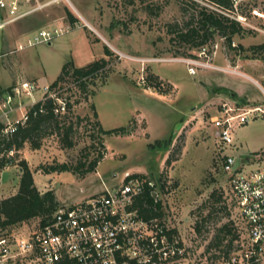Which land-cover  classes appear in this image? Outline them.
Returning a JSON list of instances; mask_svg holds the SVG:
<instances>
[{
	"label": "rangeland",
	"instance_id": "obj_1",
	"mask_svg": "<svg viewBox=\"0 0 264 264\" xmlns=\"http://www.w3.org/2000/svg\"><path fill=\"white\" fill-rule=\"evenodd\" d=\"M40 1L45 5L42 10L0 28V85L11 84L12 75L15 80L11 86L31 80L44 87L57 79L71 59L76 66H85L102 58L105 45L113 56L110 66L88 85L93 94L82 92L72 78L62 83V97L72 105L65 119L75 122V145L65 147L53 134L42 141V150L29 154L27 162L34 171L36 186L56 190L61 206L73 205L119 186L126 173L143 174L157 184L170 212L169 222L180 228L191 261L215 264L229 250V243L235 248L245 233L230 175L222 167L224 157L234 155L239 161L250 158L247 169L264 166V112L251 114L244 124L236 121L232 141L227 144L219 141L211 119L225 102L239 108V113L255 107L264 111V92L246 77H255L264 89V60L252 57L249 50H231L224 38L216 36L208 45L209 52H215L211 62L223 70L196 68L195 75L189 73V66L178 59L192 58L183 52L196 57L199 49L180 43L170 25L183 26L186 15L181 5L190 10L189 1L216 10L209 0ZM66 10L78 18L74 25L68 21ZM242 13L259 30L246 29L251 33L236 37L235 44L246 49L263 44L264 0L244 6ZM5 20L0 15V24ZM55 30L62 32L56 35ZM42 31L54 34L50 43L36 40ZM17 34L23 37L10 48L9 36ZM149 73L158 76L170 92L160 94L147 88ZM42 93L36 95L37 100ZM93 104L105 129L130 126V130L101 135L89 150L91 135L97 131L92 127L97 121L92 117ZM18 117L19 112L10 115V121ZM168 138L172 139L169 148L156 145ZM103 147L105 156L97 171L85 177L71 172L46 174L40 169L61 162L75 166L90 151V159L96 157ZM171 156V163H167ZM22 160L20 153L13 165L2 170L0 197L18 192ZM203 218L204 226L197 232L195 226ZM37 223L32 219L25 224L34 228ZM225 226L223 243L210 246ZM28 228H23L24 233Z\"/></svg>",
	"mask_w": 264,
	"mask_h": 264
},
{
	"label": "built area",
	"instance_id": "obj_2",
	"mask_svg": "<svg viewBox=\"0 0 264 264\" xmlns=\"http://www.w3.org/2000/svg\"><path fill=\"white\" fill-rule=\"evenodd\" d=\"M230 1L229 10H216L245 29L259 30L242 13L244 6L258 0ZM43 7L40 0H0V11L6 14L2 26ZM61 32L54 31L56 35ZM53 37L52 32L42 31L36 40L50 43ZM213 54L208 46H203L196 57L178 61L189 66L191 75L196 74V68L223 70L212 64ZM50 85L41 87L36 81L23 80L0 91V142L28 122L31 108L40 101L53 99L54 114H67L68 100L62 97L63 90ZM40 92L42 97L37 100ZM238 110L225 102L211 119L221 144L232 141L231 129L236 121L244 124L251 114L264 112L261 108L240 113ZM17 111L20 117L10 121V115ZM14 154V150L2 152L0 157ZM249 160L243 157L239 161L234 155L224 157L222 167L230 175L233 199L245 233L238 245L222 254L215 264H264V166L247 169ZM154 184L146 176L126 173L115 188L73 205H60L46 224L39 219L34 228H28L26 222L16 226L0 224V264H195L180 228L169 222L170 212L157 188L152 194L162 203L161 216L147 217L138 205L145 189ZM23 228L29 231L24 233Z\"/></svg>",
	"mask_w": 264,
	"mask_h": 264
},
{
	"label": "trees",
	"instance_id": "obj_3",
	"mask_svg": "<svg viewBox=\"0 0 264 264\" xmlns=\"http://www.w3.org/2000/svg\"><path fill=\"white\" fill-rule=\"evenodd\" d=\"M189 2L192 5L190 10L185 8L183 6L184 4L181 5V10L186 15L183 26L180 27L178 23L170 25L171 32L176 33L180 43L185 44L189 49L198 48L200 50L203 46H208L210 42L215 40L216 36H220L225 39L229 49L234 51H238L239 49L241 51L249 50L252 52V57L264 60V43L251 46L249 49H246L242 44L233 45L236 37L243 38L247 33H251L250 30H246L240 23L231 20L218 10L200 6L197 2ZM209 2L217 9L229 10L231 8L230 0H209ZM66 14L68 21L72 25L78 21V18H76L70 10H66ZM181 54L186 57H195V55L187 54L186 52ZM104 55V57L81 67L76 66L72 59L67 61L62 67L61 73L50 87L52 89L60 88L63 90L62 83L65 82L66 78H72L75 85H77L82 92L87 95L93 94L94 92L89 93L88 85L99 77L111 64L110 58L113 56V52L107 45L104 47ZM145 82L147 88H153L160 94H167L170 92L168 89L164 88L158 76H154L151 73L147 75ZM10 88H8V90ZM54 107L55 101L53 99H46L45 101L38 102L31 108L28 122L24 126H21L15 134L8 136L0 142V153H9L12 150L15 151V156L0 157V179L2 170L7 166L13 165L16 157L19 155V151L27 144L31 149H39L42 146V141L46 137L56 134L60 138L63 146L69 148L74 147L75 143L73 137L76 129L75 122L65 119L66 115L70 114L72 111V105L68 102L67 114L63 116L54 114ZM91 109L93 112L92 117L97 119V121L92 122V127L97 131L91 135L93 144L88 147L89 150L92 147L94 148V143L97 139L100 140V137H102L101 135H118L129 132L130 126H128L129 128L103 129L98 121V113L94 104L91 106ZM34 113H36V115H34ZM86 119L90 122V118ZM171 141V138L159 140L156 145L166 149L170 147ZM150 146L152 145L150 144ZM105 151L106 149L98 151L97 156L92 159H90V151L86 157L80 159L75 166L68 163H55L49 166H40V169L46 174L52 172H71L82 178L97 170L99 163L104 159ZM172 159V156L169 157L167 163H171ZM20 169L22 170V175L18 192L0 201V224L2 226H16L32 219H39L41 224H46L47 220L61 205L55 191L48 190L42 193L38 190L35 185L33 173L25 160L20 161ZM134 176L143 177L145 175L134 174ZM161 187L164 190V184H162ZM156 188V183L154 186H148L140 199L137 200L138 205L142 208L144 215L146 214L147 217L162 215V203L152 194ZM144 205L146 207H144ZM205 221L206 218H203L201 222H197L195 226L197 232L201 231L202 226H204L202 222ZM226 229H228L227 226L219 230L215 240L210 246L218 247L223 243L225 239L223 235ZM230 244L231 243L228 245L229 249L232 248Z\"/></svg>",
	"mask_w": 264,
	"mask_h": 264
},
{
	"label": "crops",
	"instance_id": "obj_4",
	"mask_svg": "<svg viewBox=\"0 0 264 264\" xmlns=\"http://www.w3.org/2000/svg\"><path fill=\"white\" fill-rule=\"evenodd\" d=\"M0 15H2V16H4V17H6V14L4 13V12H1L0 11ZM15 23V22H14ZM4 26V25H3ZM2 26V24H0V28H2L3 27ZM18 35H20V34H17L16 36H13V35H10L9 37H10V41L12 42L11 44V46H10V48H14V46H15V44H16V42H18L19 43V41H20V39L23 37V36H18ZM18 36V37H17ZM15 39H16V41H15ZM19 40V41H18ZM234 44H235V41H234ZM236 45V44H235ZM105 55H103L102 57H104ZM218 66V65H217ZM81 67V66H80ZM220 67V66H219ZM22 74V73H21ZM25 76V75H24ZM244 76H245V74H244ZM246 77H248L252 82H254L263 92H264V89H263V86L262 85H260V83H258L257 82V79H255V77L253 78V77H251V76H249V75H246ZM10 80H11V84H9V85H6V86H2V85H0V91H2V90H6V89H8L9 87H11V85H12V83L14 82V77H12V75H10ZM225 87H228V85H224ZM256 108H261V107H255V109ZM263 110V109H262ZM19 112V111H18ZM18 112H16V113H18ZM98 113V121L100 122V124H101V126L103 127V129H105L104 128V125H102L103 123H102V121L100 120V114H99V112H97ZM105 130H110V129H105ZM45 140V139H44ZM161 140V139H160ZM163 140H165V139H163ZM43 144H42V146H41V148H39V149H31V147H29V145L27 144L22 150H20L19 151V155H20V153H22L23 154V157H24V160L27 162V161H29V154L30 153H34V152H38V151H40V150H42L43 149ZM28 163V162H27ZM31 163V166H32V162H30ZM61 163H63V162H61ZM28 166H29V164H28ZM30 167V166H29ZM98 168V167H97ZM31 169V171H32V173L34 172L33 171V169L32 168H30ZM19 170H20V172L22 171L20 168H19ZM37 172L38 171H40L39 169H37L36 170ZM97 171V170H96ZM95 171V172H96ZM94 173V172H93ZM33 177H34V173H33ZM34 181H35V178H34ZM35 185H36V181H35ZM37 187V186H36ZM38 188V187H37ZM38 190L40 191V192H42V193H44V192H46V191H48L47 189H40V188H38ZM55 194H56V196H57V198H58V200H59V202L62 204L63 202L61 201V199L59 198V196L57 195V192H56V190H55ZM15 195V194H14ZM9 197H11V196H6V197H0L1 199H5V198H9Z\"/></svg>",
	"mask_w": 264,
	"mask_h": 264
}]
</instances>
